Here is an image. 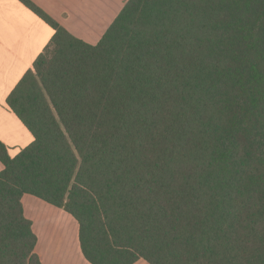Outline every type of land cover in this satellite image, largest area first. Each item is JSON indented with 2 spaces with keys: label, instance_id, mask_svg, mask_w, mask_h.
<instances>
[{
  "label": "trees",
  "instance_id": "16d2710c",
  "mask_svg": "<svg viewBox=\"0 0 264 264\" xmlns=\"http://www.w3.org/2000/svg\"><path fill=\"white\" fill-rule=\"evenodd\" d=\"M53 30L6 99L0 264H42L22 197L91 264H264V0H126L95 44Z\"/></svg>",
  "mask_w": 264,
  "mask_h": 264
},
{
  "label": "crops",
  "instance_id": "0c3cea01",
  "mask_svg": "<svg viewBox=\"0 0 264 264\" xmlns=\"http://www.w3.org/2000/svg\"><path fill=\"white\" fill-rule=\"evenodd\" d=\"M31 1L72 35L90 44L98 42L115 17L107 16L109 0ZM52 35L50 25L19 0H0V141L11 157L28 146L33 135L7 107L6 99ZM22 205L32 221L37 237L35 252L42 264H91L82 255L78 225L69 213L31 194L23 195ZM134 264L148 263L139 260Z\"/></svg>",
  "mask_w": 264,
  "mask_h": 264
},
{
  "label": "rangeland",
  "instance_id": "374dc122",
  "mask_svg": "<svg viewBox=\"0 0 264 264\" xmlns=\"http://www.w3.org/2000/svg\"><path fill=\"white\" fill-rule=\"evenodd\" d=\"M125 1L126 0H113V10H112V8H111L112 1L109 0L108 1L109 10H108V15L107 16L110 17L112 15H115V17H116V15L118 14L119 10L121 9V7L123 6V4H124ZM64 225L67 226V223H64ZM74 226H76V225H74Z\"/></svg>",
  "mask_w": 264,
  "mask_h": 264
}]
</instances>
